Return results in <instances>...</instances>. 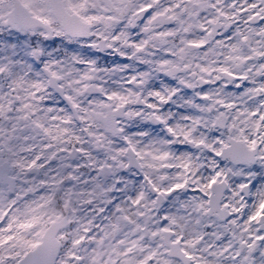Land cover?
<instances>
[{
	"label": "snow or ice",
	"instance_id": "1",
	"mask_svg": "<svg viewBox=\"0 0 264 264\" xmlns=\"http://www.w3.org/2000/svg\"><path fill=\"white\" fill-rule=\"evenodd\" d=\"M0 264H264V0H0Z\"/></svg>",
	"mask_w": 264,
	"mask_h": 264
}]
</instances>
